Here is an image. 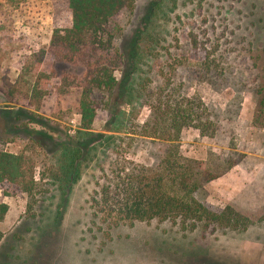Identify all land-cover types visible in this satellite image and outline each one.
<instances>
[{
  "label": "rangeland",
  "instance_id": "374dc122",
  "mask_svg": "<svg viewBox=\"0 0 264 264\" xmlns=\"http://www.w3.org/2000/svg\"><path fill=\"white\" fill-rule=\"evenodd\" d=\"M12 1L3 10L13 14L20 3V34H0V147L32 157L40 186L32 196L8 197L0 190V204L8 206L0 224V264H264V109L258 111L264 98V0H136L133 11H122L107 28L121 53L136 54L130 95L115 111H98L85 137L78 112L82 65L45 58L40 69L51 77L39 109L20 96V87L25 94L26 81L33 80L26 69L29 48H46L53 29L67 26L65 5ZM206 58L214 68L208 78L199 72ZM20 68L25 79L14 85ZM166 81L175 93L200 98L218 123L214 138L184 129L182 155L212 169L235 163L196 199L214 212L230 206L246 216L251 224L245 231L219 225L183 231L180 222L158 220L110 228L92 216L90 198L115 164H157L164 143L130 132L150 114L144 89ZM13 86L19 93L8 102ZM80 140L79 179L63 204L47 170L59 169L60 146Z\"/></svg>",
  "mask_w": 264,
  "mask_h": 264
},
{
  "label": "trees",
  "instance_id": "16d2710c",
  "mask_svg": "<svg viewBox=\"0 0 264 264\" xmlns=\"http://www.w3.org/2000/svg\"><path fill=\"white\" fill-rule=\"evenodd\" d=\"M59 1L67 10V26L53 29L46 48H29L26 69L33 79L32 86L27 80V91L22 93L20 87V96L28 100L30 107L39 109L46 95L42 88L51 77L40 69L45 58L82 65L85 73L78 86V112L83 130L80 135L90 136L88 131L97 112L115 111L118 104L125 103L130 95L134 73L130 71V65L134 64L136 54L132 49L127 55L121 53L116 47L113 33L107 28L122 11H133L136 0ZM7 3H0V34H20V3H16L17 10L13 14V10H3ZM156 5L152 3L151 11ZM21 21L25 25V21ZM192 43L197 47L195 38ZM126 64L129 65L128 71L123 70ZM20 69L14 85H19L25 79L26 74H21L23 68ZM213 69L212 61L206 58L199 70L200 77L208 78ZM17 92L13 86L6 93L7 101H13ZM143 93L150 114L147 121L138 126V131L130 134L163 142L162 154L153 167L126 160L123 165L115 164L116 167L105 173L103 181L97 183L98 190L90 198L92 216L110 228L158 220L180 222L183 231H194L198 227L207 230L212 225L231 231H245L251 224L249 218L230 206L214 212L195 197L198 191L226 173L235 163L228 160L224 166H220L222 168L212 169L203 161L184 157L180 151L179 139L186 128L198 130L202 137H215L218 123L207 107L196 96L175 93L169 81L155 90L144 89ZM263 109L264 98L258 104L260 113ZM81 143L84 140L60 146L57 160L59 169L47 170L59 184L63 204L79 179V163L83 158ZM35 175L36 163L32 157L23 153H9L0 147V190L4 196L34 195L40 186ZM40 176L44 179L43 174ZM7 211L8 206L0 204V224ZM260 220L264 221V216Z\"/></svg>",
  "mask_w": 264,
  "mask_h": 264
}]
</instances>
